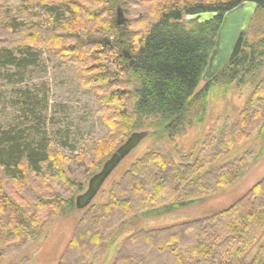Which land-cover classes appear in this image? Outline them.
Returning <instances> with one entry per match:
<instances>
[{
  "label": "trees",
  "instance_id": "16d2710c",
  "mask_svg": "<svg viewBox=\"0 0 264 264\" xmlns=\"http://www.w3.org/2000/svg\"><path fill=\"white\" fill-rule=\"evenodd\" d=\"M245 1L264 9V0H0V69L27 71L44 49L61 56L94 91L110 129L96 144L81 141L75 169L55 141L44 137L35 147L0 129V264L34 243L52 218L76 210L88 178L137 129L150 130L156 145L112 184L106 202L81 210L59 264H96L128 227L137 228L111 264H264V177L217 213L138 227L223 192L254 160L237 149L264 133V76L238 119L215 126L197 149L176 156L163 144L177 149L176 136L204 120L206 92L220 77L244 81L261 66L264 48L241 41L223 72L202 86L224 14ZM209 11L218 15L187 19Z\"/></svg>",
  "mask_w": 264,
  "mask_h": 264
},
{
  "label": "rangeland",
  "instance_id": "374dc122",
  "mask_svg": "<svg viewBox=\"0 0 264 264\" xmlns=\"http://www.w3.org/2000/svg\"><path fill=\"white\" fill-rule=\"evenodd\" d=\"M247 40L259 49L264 48V9L259 10L253 18ZM34 62L27 71H20L15 67L0 69V129L20 134L35 147L42 143L44 137L55 141L65 156L72 158L70 164L75 169L79 163L74 158L81 152V141L89 139L96 144L110 129L97 114L98 103L94 91L82 85L81 73L73 63L46 49L38 54V59ZM263 76L264 58L259 69L244 81H231L227 74L220 77L206 92L209 99L207 107L205 106L204 120L193 121L176 136L177 149L167 139L163 141L164 147L179 156L180 152L197 149L215 126L223 128L229 121L235 122ZM203 85L205 86L204 82ZM32 100L35 102L33 108L30 103ZM155 140L156 136L147 137L120 163L93 203L107 201L112 184L134 160L141 157L149 147L156 145ZM245 150L255 154L254 160L246 172L226 190L138 227L170 225L217 213L231 206L264 177V133L253 134L237 149ZM235 152L236 150L232 154ZM111 154L105 158L101 168ZM90 178L84 191L88 188ZM82 191L78 193H83ZM81 216L82 211L78 209L66 215L55 216L45 224L34 243L7 256L2 264H59ZM136 228L128 227L126 232L110 238L95 263L111 264L122 242Z\"/></svg>",
  "mask_w": 264,
  "mask_h": 264
},
{
  "label": "water",
  "instance_id": "95a60500",
  "mask_svg": "<svg viewBox=\"0 0 264 264\" xmlns=\"http://www.w3.org/2000/svg\"><path fill=\"white\" fill-rule=\"evenodd\" d=\"M258 4L254 1H245L240 5L227 11L222 19L217 32L215 48L209 58L207 68L203 75V82L214 81L223 70L229 65L231 58L241 41L246 42L250 25L258 11ZM218 15L217 12H200L189 15L188 20H198L206 22ZM125 21L124 11L121 6L117 9V24L122 25ZM150 130L133 132L127 140L121 144L104 163L102 169L89 180L88 188L76 198V208L84 210L90 206L105 182L120 165V163L130 155L141 142L149 137Z\"/></svg>",
  "mask_w": 264,
  "mask_h": 264
}]
</instances>
